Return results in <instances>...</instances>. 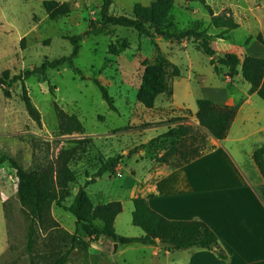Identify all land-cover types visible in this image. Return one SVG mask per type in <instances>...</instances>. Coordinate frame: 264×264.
Here are the masks:
<instances>
[{
  "label": "rangeland",
  "instance_id": "rangeland-1",
  "mask_svg": "<svg viewBox=\"0 0 264 264\" xmlns=\"http://www.w3.org/2000/svg\"><path fill=\"white\" fill-rule=\"evenodd\" d=\"M43 1L0 0V76L3 71H9L13 76L40 68L46 60L69 56L73 45L68 38L72 36H79L78 53L56 68L47 67L23 83L17 82L7 89L10 97L4 96L0 86V158L11 157L25 168L42 166L53 161L61 147H75L76 156L70 168L76 181L70 183V193L62 201L69 206L77 189L84 186L101 165L110 157L121 155L120 170L105 172L89 183L85 191L93 199L88 200L92 210L103 201L121 202L122 211L115 220L117 234L141 235L142 230L132 224V199L141 195V183L154 166L162 165L159 158L171 145L172 139L160 136L176 125L175 117H182L185 121L181 124L193 128L192 134L172 142L180 150L191 144L200 146L202 137L209 149L210 134L190 120L189 112L174 110L175 104L186 103L185 81L180 78L171 80L175 90L174 101L160 95L155 101L156 108L152 110L137 101L136 94L144 70L153 64L154 49L150 38L139 36L134 29L111 25L106 32L96 33L101 20L99 9L102 0H56L67 3L70 13L55 20L49 19ZM111 1V14L132 17L136 4L148 7L154 0ZM256 3L264 9V0H172L169 21L174 25L171 30L195 26L213 35L211 45L217 54L235 53L244 58L262 48L256 36L259 31L256 21L249 17L226 37L216 38L221 30L210 24L206 6L210 5L212 11L220 10L222 4L249 7L250 12L246 13L250 15L257 11ZM154 39L184 77L192 71V80L197 75L208 76L210 73L217 79L209 57L196 48V41L186 39L178 43L161 35ZM110 45L119 50L118 55L109 53ZM95 80L107 89L115 111L102 98ZM237 80L240 85H249L240 76ZM23 87L39 112V125L28 115L20 97ZM192 90L196 95L194 84ZM54 105L75 114L84 132L59 136ZM154 125L157 126L152 127ZM180 160L178 153L169 164L175 165ZM195 166L199 171L204 168L209 177L215 163L209 157ZM16 183L13 169L8 161H4L0 164V264H54L72 245L66 264L166 263L163 255L152 256V247L140 243L119 244L117 249L123 251L114 262L113 255L117 254L114 252L115 243L104 236L89 235L80 223H76L72 214L54 202L33 222L35 234L29 248L31 214L20 202ZM200 193L213 198V179L207 180ZM94 224L101 226L102 222L95 219Z\"/></svg>",
  "mask_w": 264,
  "mask_h": 264
},
{
  "label": "trees",
  "instance_id": "trees-1",
  "mask_svg": "<svg viewBox=\"0 0 264 264\" xmlns=\"http://www.w3.org/2000/svg\"><path fill=\"white\" fill-rule=\"evenodd\" d=\"M111 0H102L96 33L106 32L108 26H121L124 28L134 29L139 36L150 38L153 44L154 55L152 57L151 68H145L138 88L136 98L145 108L151 109L155 106V101L160 95H165L169 100L172 97L173 89L171 80L180 76V69L173 64L161 51L158 43L155 41L156 35H161L168 40L180 43L183 40L196 41V48L202 50L209 58L218 76H228L233 78L239 73L244 81L251 85L252 90H256L264 76V58L245 56L240 58L235 53L217 54L211 45L213 35L206 31L198 30L195 26L180 31H173V23L169 21L172 0H154L150 6L144 7L136 4L133 8V16L113 15L110 13ZM43 8L45 9L50 20H55L61 16H67L70 13V7L65 2L56 0H44ZM209 12V22L221 30L216 38H224L227 33L239 27L234 20L230 11H223L220 14H214L209 6H206ZM73 50L69 56H61L52 61L46 60L42 67L27 70L19 74L10 76L9 71H3L0 76V86L3 87L5 97H10L11 87L17 82H24L28 77L35 73L44 71L47 67L56 68L65 62L71 60L78 53L79 36L68 38ZM257 39L262 42L260 35ZM24 37L20 40L22 43ZM191 41V42H192ZM115 46H109V53L118 55ZM240 67V71H239ZM101 91L102 98L106 101L109 108L115 111L114 101L109 95L107 89L98 80L94 81ZM20 97L25 105L28 115L38 125L40 124V115L36 107L32 104L26 89L23 87ZM197 111L195 114L198 126L205 129L212 137L222 140L226 137L231 122L235 116V110L229 104L219 105L208 99H199L197 101ZM56 117L58 120V135H72L74 133H83L84 129L75 114H69L62 110L58 105H54ZM176 123L173 127L160 136V138L172 139L170 147L165 150L159 158L160 163L169 164L173 156L179 153L181 160L174 167H179L203 155L209 149L201 138V145L191 144L185 146L183 150L178 149L172 144L173 141L187 137L193 133V128L189 125L181 124L182 117H175ZM192 136V135H191ZM155 140H151L153 142ZM190 149V150H187ZM75 147H61L53 161L42 166L23 167L11 157L0 158V164L8 161L13 169L17 183V195L23 206H26L31 214V223L28 232V247L33 244L35 234L33 222L43 215L51 203L68 211L72 214L76 223H80L89 235L95 237L104 236L117 244L140 243L142 245L158 246L159 242H168L172 244L173 249H186L198 247L202 249L217 250L219 257L225 255L218 249V239L215 233L204 222L197 220H169L155 212L148 203V200L141 196L132 199V224L142 230L139 237H127L116 233L114 222L116 216L122 211L120 202H110L107 204H97L92 210L88 200H93L85 191V187L93 182L96 177L108 171L114 173V169L120 162L122 156L117 155L110 157L105 164L96 171V173L87 180L86 184L79 187L76 191L74 200L71 205L65 206L63 198L70 193L69 185L76 181V177L70 163L76 153ZM253 159L261 175L264 178V145L257 148L253 153ZM264 197V186L261 190ZM99 219L101 226L94 224V220ZM172 249V248H165ZM73 250V245L68 248L54 264H66V258Z\"/></svg>",
  "mask_w": 264,
  "mask_h": 264
},
{
  "label": "crops",
  "instance_id": "crops-1",
  "mask_svg": "<svg viewBox=\"0 0 264 264\" xmlns=\"http://www.w3.org/2000/svg\"><path fill=\"white\" fill-rule=\"evenodd\" d=\"M220 8L213 10L214 14L228 9L239 27L249 17L256 21L259 30L256 36L260 35L262 48L249 56L264 58V9L260 3H256L257 11L250 15L246 13L250 12L249 7L222 4ZM192 73L190 71L187 77L181 73L177 77L185 81L186 103L175 104L174 110L189 112L190 120L198 124L195 114L199 99H208L219 105L229 104L235 110L229 131L222 140L210 135V150L187 164L179 167L170 164L154 166L141 183L139 192L155 212L169 220L204 222L217 236L218 249L225 257H219L215 249L191 247L167 250L148 245L152 247L151 254L154 257L163 255L165 264H264V197L261 193L264 178L253 159L254 151L264 145V76L260 86L252 90L250 84L238 83L240 73L232 79L217 74L216 79L210 73L208 76L197 75L194 80L191 79ZM193 84L196 95L192 90ZM172 89L170 101L175 98L174 86ZM209 157L215 166L213 174L207 177L206 170L202 168L199 171L195 164ZM119 170L120 164H117L114 172ZM208 179L214 182L213 198L200 193ZM110 202L120 201H103L101 204ZM122 251L114 249L118 257Z\"/></svg>",
  "mask_w": 264,
  "mask_h": 264
},
{
  "label": "water",
  "instance_id": "water-1",
  "mask_svg": "<svg viewBox=\"0 0 264 264\" xmlns=\"http://www.w3.org/2000/svg\"><path fill=\"white\" fill-rule=\"evenodd\" d=\"M117 245H118L117 243L114 244V249H117ZM158 246L162 247V248H173L174 247L172 244H170L168 242H159ZM113 260H114V262L117 261V254L113 255Z\"/></svg>",
  "mask_w": 264,
  "mask_h": 264
}]
</instances>
